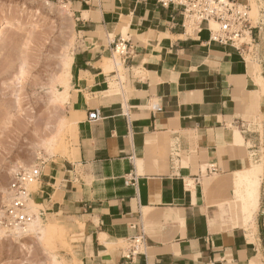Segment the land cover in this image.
I'll list each match as a JSON object with an SVG mask.
<instances>
[{"label":"crops","instance_id":"crops-1","mask_svg":"<svg viewBox=\"0 0 264 264\" xmlns=\"http://www.w3.org/2000/svg\"><path fill=\"white\" fill-rule=\"evenodd\" d=\"M59 1L81 26L72 64L83 80L76 144L70 157L42 166L32 200L78 237V261L264 264L262 223L248 228L219 187V177L250 167L235 138L244 146L258 140L246 118L258 86L250 46L213 40L207 22L189 28L175 4ZM120 37L133 44L131 56L105 70ZM142 235V249L129 257Z\"/></svg>","mask_w":264,"mask_h":264},{"label":"rangeland","instance_id":"rangeland-1","mask_svg":"<svg viewBox=\"0 0 264 264\" xmlns=\"http://www.w3.org/2000/svg\"><path fill=\"white\" fill-rule=\"evenodd\" d=\"M50 1L53 4L51 7L43 0H0V23H11L0 33V217L8 203L10 181L16 172L41 161L47 163L69 156L58 150L50 151L44 141L59 136L70 151L76 144L73 114L79 95L82 94L83 80L71 66L70 98L63 109H57L51 101V79L56 72L57 75L61 73L59 63L64 53L74 55L80 44V20L70 6L69 11L72 12L59 13L63 9V1ZM240 3L249 6L252 25L257 26L253 29V38L246 40L250 46L246 58L256 64L253 73L260 87L259 90L255 86L248 93L246 102L251 113L246 118L254 126L258 140L256 144L247 142L246 146L243 141V146L249 155L246 156L249 165L251 162L263 163L264 169V112L260 113V97L261 100L264 98V78L261 75L264 70V0H240ZM253 10H256V15H253ZM106 62L116 65L119 59L115 61L112 56H108L103 61L104 65ZM257 75L261 79L258 80ZM56 87L61 90L59 84H55ZM66 121L68 124L64 128L62 124ZM31 186L28 187L30 193L38 189V184L34 188ZM225 193L230 195L228 199L233 204L239 206L240 200L234 198V192L233 195L230 190ZM31 201L32 198L29 200L30 209L33 208L30 212L41 218L42 225L63 223L40 216L41 206ZM252 220L245 225L256 230V222L262 223L264 232V174L259 208L254 211ZM5 233L0 237V264H52V255L60 260L65 259L69 264H81L74 252L78 237L72 234L71 229L64 231L66 240L56 237L49 246L42 244L35 232L25 231L20 236ZM127 245L124 242L119 246Z\"/></svg>","mask_w":264,"mask_h":264},{"label":"built area","instance_id":"built-area-1","mask_svg":"<svg viewBox=\"0 0 264 264\" xmlns=\"http://www.w3.org/2000/svg\"><path fill=\"white\" fill-rule=\"evenodd\" d=\"M162 5L175 4L182 7V14L187 26L196 28L207 22L213 40L241 49L248 46L247 38H252L253 29L250 8L238 0H158ZM212 23L217 25L212 27ZM133 44L128 38L120 37L113 43L112 58L119 62L130 58ZM118 65L117 62H115ZM101 114L94 110L89 114L90 120L100 119ZM44 161L30 168L16 172L10 181L9 200L0 217V223L7 230L23 229L36 214L30 212L29 200L33 192L28 187L39 182L42 176ZM40 216L44 217L40 209ZM143 235L133 238L129 249V257L137 255L143 246Z\"/></svg>","mask_w":264,"mask_h":264},{"label":"bare ground","instance_id":"bare-ground-1","mask_svg":"<svg viewBox=\"0 0 264 264\" xmlns=\"http://www.w3.org/2000/svg\"><path fill=\"white\" fill-rule=\"evenodd\" d=\"M43 1L45 4L49 5L50 7L53 5L50 0H43ZM69 6H70L69 3H64V6L62 7L63 9H61L59 11V13L61 11L62 12L67 11L68 13H70L71 10L69 11V8H70ZM252 13H253V15L257 14L256 10H253ZM65 14L66 13H64V15ZM62 15H63V13H62ZM10 24L11 23H8V21H3L2 23H0V33L3 32L4 30H6ZM188 27L192 28V26L191 27L188 26ZM212 27L216 28L217 25L215 23H212ZM125 30H126V28H125ZM67 49H68V46H67ZM64 54H65L64 58H62L61 62L59 63V64H61V68H59L61 73L58 72L59 75H57V72H56V75L54 77L52 75L53 78L51 79L52 80L51 85L53 88L51 101L56 105L57 109H58V107H60V108L62 107V109H63L65 103L69 101V98H70L69 89L72 86V82H71L72 76H71L70 70H71V66L73 64V58L74 57H73V55H69L68 53H64ZM120 63L121 62H119L118 64H120ZM120 66H121V64H120ZM113 69H115V65H113L111 62H106L105 70H113ZM257 78L261 79V77H258V75H257ZM55 84H59L61 86V90L57 89L58 87L55 88ZM64 121H65V119H64ZM66 122H64L62 124V127L66 126V124H68V122L67 123ZM59 132H57V133H59ZM58 137L56 136L57 139L51 138L49 140L44 141L46 147L49 148L50 151L58 150V151L62 152L63 154H69V157H70L71 156L70 149L68 148L67 144L63 141L64 139L61 137H59V138ZM44 142H42V143L44 144ZM45 145H42V146H45ZM233 145H235L234 148L237 151H239V155L243 154V156L244 155L249 156L246 153V150L242 144V140L240 137L235 138V144H233ZM237 155H238V153H237ZM263 174H264L263 163L262 164L261 163L260 164L254 163L253 164L251 162V165L249 168L241 170V171H237L231 178L219 177L220 189L224 190L225 192L227 190L228 191L230 190V191H232V195L234 192V194H236V197H234V198H237L238 200H240V203H239L240 216H241V219L243 220L244 224H247V223H250L251 221H253L252 220L253 213L255 210H257L259 208L260 194H261V183H262ZM36 184H38V182H34L33 184H31L32 185L31 188H34V186L36 187ZM31 202H34V201H31ZM31 209L33 210V208H31ZM65 228L66 227L63 223H59V224H55V225L54 224L42 225L41 218L39 216H37L34 218L33 221L29 222L27 224V226L23 229H13V230L9 231L0 223V237L3 234H6L5 231L7 233H13L12 235H14V236H20L23 232L30 231V232H35L36 235L38 236L39 240L42 242V244L47 246L56 237L57 238L60 237L61 239L66 240V238H65L66 236L64 237V231L70 230V229L66 228V230H65ZM52 264H69V263L65 259L60 260L57 257H55L54 255H52Z\"/></svg>","mask_w":264,"mask_h":264}]
</instances>
